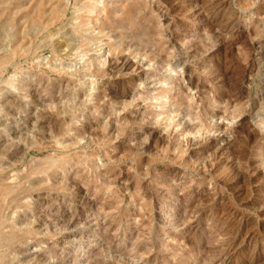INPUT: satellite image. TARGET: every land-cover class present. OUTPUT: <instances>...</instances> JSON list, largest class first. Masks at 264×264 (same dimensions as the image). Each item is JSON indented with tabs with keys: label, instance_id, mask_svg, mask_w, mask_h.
<instances>
[{
	"label": "rangeland",
	"instance_id": "1",
	"mask_svg": "<svg viewBox=\"0 0 264 264\" xmlns=\"http://www.w3.org/2000/svg\"><path fill=\"white\" fill-rule=\"evenodd\" d=\"M0 264H264V0H0Z\"/></svg>",
	"mask_w": 264,
	"mask_h": 264
},
{
	"label": "bare ground",
	"instance_id": "2",
	"mask_svg": "<svg viewBox=\"0 0 264 264\" xmlns=\"http://www.w3.org/2000/svg\"><path fill=\"white\" fill-rule=\"evenodd\" d=\"M124 62V61H123ZM122 63V62H121ZM113 64V63H112ZM117 64V63H116ZM121 66V65H120ZM129 68H130V66L129 65H127ZM126 67V66H125Z\"/></svg>",
	"mask_w": 264,
	"mask_h": 264
}]
</instances>
